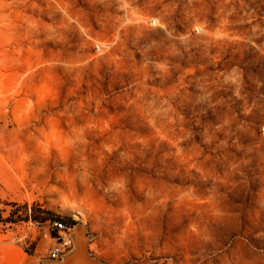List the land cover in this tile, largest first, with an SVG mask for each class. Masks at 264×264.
Wrapping results in <instances>:
<instances>
[{
    "label": "rangeland",
    "instance_id": "1",
    "mask_svg": "<svg viewBox=\"0 0 264 264\" xmlns=\"http://www.w3.org/2000/svg\"><path fill=\"white\" fill-rule=\"evenodd\" d=\"M61 217L106 264H264V0H0V264Z\"/></svg>",
    "mask_w": 264,
    "mask_h": 264
},
{
    "label": "water",
    "instance_id": "2",
    "mask_svg": "<svg viewBox=\"0 0 264 264\" xmlns=\"http://www.w3.org/2000/svg\"><path fill=\"white\" fill-rule=\"evenodd\" d=\"M75 247L64 255L62 259H50L45 264H106L91 256L89 251V237L86 226L80 223L73 232Z\"/></svg>",
    "mask_w": 264,
    "mask_h": 264
},
{
    "label": "built area",
    "instance_id": "3",
    "mask_svg": "<svg viewBox=\"0 0 264 264\" xmlns=\"http://www.w3.org/2000/svg\"><path fill=\"white\" fill-rule=\"evenodd\" d=\"M51 227L57 230L59 235L56 237L57 240L51 247L49 257L52 259H62L64 255L70 252L75 246L73 237L75 228L58 218H53L51 220Z\"/></svg>",
    "mask_w": 264,
    "mask_h": 264
},
{
    "label": "trees",
    "instance_id": "4",
    "mask_svg": "<svg viewBox=\"0 0 264 264\" xmlns=\"http://www.w3.org/2000/svg\"><path fill=\"white\" fill-rule=\"evenodd\" d=\"M24 208H25V211L22 214H18V213L13 212L12 215L10 217H8L6 221H9L12 223H17L21 220L37 219L36 217L39 216V214H37V213L39 211H42L41 208H39L37 206H34L32 211L30 210L28 205H25ZM47 213H48V211H47ZM60 219H63V217H61Z\"/></svg>",
    "mask_w": 264,
    "mask_h": 264
}]
</instances>
